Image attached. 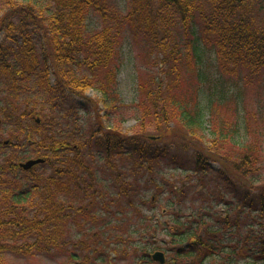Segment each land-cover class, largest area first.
Listing matches in <instances>:
<instances>
[{
  "label": "trees",
  "instance_id": "1",
  "mask_svg": "<svg viewBox=\"0 0 264 264\" xmlns=\"http://www.w3.org/2000/svg\"><path fill=\"white\" fill-rule=\"evenodd\" d=\"M3 1L0 264L8 253L68 254L65 264L133 254L156 264V250L170 256L166 264H264V187L254 185L264 167V0ZM128 43L139 93L129 105L119 82ZM128 113L138 122L132 135L119 127ZM32 155L45 162L20 168ZM157 167L212 175L217 186L207 188L199 220L176 203L186 184L176 193L154 181L143 193L150 207L168 194L167 248L137 239L159 231L151 218L135 228L121 209L108 221L109 206L98 202L108 172L111 203L122 207L125 196L136 211V187Z\"/></svg>",
  "mask_w": 264,
  "mask_h": 264
},
{
  "label": "rangeland",
  "instance_id": "2",
  "mask_svg": "<svg viewBox=\"0 0 264 264\" xmlns=\"http://www.w3.org/2000/svg\"><path fill=\"white\" fill-rule=\"evenodd\" d=\"M117 2L119 0H116ZM4 1L0 0V22L1 18L3 17L4 14ZM2 35L0 33V39ZM119 82H120V88H121V93H122V98L124 100L123 103L129 105L132 103V101H135L137 97L139 96V93L137 92V72H136V59H135V51H134V46L131 44H127L126 50H125V56H124V65L119 71ZM52 82H55V78L52 76L51 78ZM93 90H88L87 91V96L90 98H99L97 94H95ZM244 99L248 100V103H253L255 102V96L250 95L248 97L244 96ZM43 100L38 99V104H41ZM250 110L254 111V104H250L249 106ZM50 111V110H49ZM100 111H101V116H105V111L103 105L100 103ZM42 118V117H41ZM44 118V117H43ZM42 118V119H43ZM227 120L232 121L233 118L225 117ZM126 121L122 122L121 125H119L120 129L122 130L123 133L132 135L135 134V132L138 131V122L137 120L133 117L132 113H128L125 116ZM44 120V119H43ZM106 123V121H104ZM2 133V130L0 129V134ZM151 135H156L155 132L149 131ZM6 135V134H5ZM194 139V138H193ZM192 138L189 141H195L198 139ZM172 140L177 141V143H180L183 145L184 150H187L189 152H193L194 149H196L197 145L193 142H188L184 141V139L179 138V140L172 138ZM186 144L189 146H186ZM209 147L208 150L210 153H213L209 149L216 150L217 154H221L224 151L215 149L214 146H207ZM229 156V155H228ZM230 157V156H229ZM32 159L37 158L36 155H32ZM164 166V165H163ZM214 168L217 169L220 167L219 163H215ZM165 167V166H164ZM161 168L157 167L156 171L154 174V180L149 181V177H145L144 179L141 180L140 186L134 185L135 184V179L132 178V175L130 174L129 176L124 177V179L129 178L130 186L129 188L135 190V187L138 190L137 194L140 195L139 197H136V205H137V210L135 211L131 206L127 205V200L125 196H122L120 199V203L122 207L116 206L115 204L111 203L109 194H115L117 190L115 189V186L112 187L111 181L109 178H106L108 175V170H106L107 173H100V176L105 178L104 183H102V190L105 192V197L104 199H98V202L104 205H108L109 209H104L103 211L106 212V217L108 221L115 220L116 216L113 215V213H118L121 209H126L129 211V214L127 215V223H131L132 221L133 225L137 223L135 228H140L138 226L140 224V221L145 218H151L154 221L155 226H159V231L156 232L155 234L151 232L150 233H145L142 236H146L145 239L141 238L140 236L137 235V239H142L143 241H150L153 243H156V245H161L163 248H167L169 245L168 238L164 233H162V229L164 226L166 227V223H168V220L170 219V212L164 211V205L167 203L168 194H164V196L161 197L160 201L155 202L153 207L147 206L146 203H149L147 200V197L142 196L143 193H145V196H147L146 193H148L151 190H155L154 185L152 184L154 181L159 182V183H167L170 184L173 188H176V193L180 191V188L182 187L183 184H186L187 190L186 194L183 195V197H180L177 195L175 200L177 201L176 203L184 208L186 210L185 215L188 217V219H198L200 218V210L204 207H208L210 205V202L207 201V193L208 189H215L216 182L213 179V176H195L193 175L192 177H188V174L182 173L180 171H173L171 168ZM263 170H261V173L255 174L259 178L258 183H255L254 185L256 186H263L264 187V167H262ZM161 171V172H159ZM127 173V172H125ZM248 179V177H247ZM147 180V182L145 181ZM249 180V179H248ZM146 183V184H145ZM149 189V190H148ZM148 191V192H147ZM178 191V192H177ZM151 194H148L150 196ZM211 198V197H210ZM152 208V209H151ZM204 210H202L203 212ZM138 212V213H136ZM119 216H122L121 214L118 213ZM125 219V218H124ZM130 220V221H129ZM132 227V228H134ZM80 231L74 228H70V237L75 240L76 238H80L77 234ZM139 234V233H138ZM114 244H112L113 246ZM73 246L69 247V250H73ZM165 252V251H164ZM167 254V253H166ZM121 255H113L111 264H138V261L135 259L134 255L131 254L127 257H120ZM170 256L167 255V261L169 260ZM69 255L68 254H62V255H55V256H47L45 254H36L33 256H19L15 255L13 253H8L5 256V264H65L66 261L68 262L69 260Z\"/></svg>",
  "mask_w": 264,
  "mask_h": 264
},
{
  "label": "water",
  "instance_id": "3",
  "mask_svg": "<svg viewBox=\"0 0 264 264\" xmlns=\"http://www.w3.org/2000/svg\"><path fill=\"white\" fill-rule=\"evenodd\" d=\"M41 120L37 119V122L39 123ZM45 160L42 158H37V159H30L24 163H21L20 167L23 168L24 170H30L34 166L38 164L44 163ZM153 259L157 262H160L161 264H164L166 261L165 254L161 251H157L152 255Z\"/></svg>",
  "mask_w": 264,
  "mask_h": 264
}]
</instances>
